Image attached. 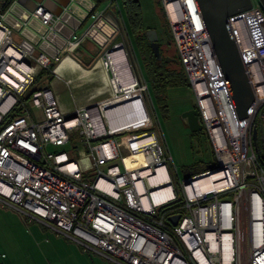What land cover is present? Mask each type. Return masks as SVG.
I'll return each instance as SVG.
<instances>
[{"label": "built area", "instance_id": "1", "mask_svg": "<svg viewBox=\"0 0 264 264\" xmlns=\"http://www.w3.org/2000/svg\"><path fill=\"white\" fill-rule=\"evenodd\" d=\"M250 1L229 16L255 95L240 118L198 0H161L217 161L184 179L172 167L148 80L125 41L100 57L111 79L109 97L66 112L45 85L29 98L33 112L24 95L51 58L31 38L15 41L0 21V204L113 264H264V6ZM80 5L78 18L95 20L67 41L69 50L111 16ZM119 11L116 25L125 33ZM28 17L50 31L61 11L40 1ZM118 49L131 76L126 85L111 56ZM16 105L21 112L3 124ZM120 107L135 122L111 127L108 115ZM74 133L79 138L72 142ZM203 176L214 186L200 190L196 181Z\"/></svg>", "mask_w": 264, "mask_h": 264}, {"label": "crops", "instance_id": "2", "mask_svg": "<svg viewBox=\"0 0 264 264\" xmlns=\"http://www.w3.org/2000/svg\"><path fill=\"white\" fill-rule=\"evenodd\" d=\"M40 1L59 10V12L61 11V18L53 30H46L38 18L28 17L35 4ZM4 2L5 0H0V21L11 29L12 38L15 41H20L24 37L33 39L38 51H45L50 58H54L59 53L64 54L56 65V69H59L68 60L84 68L87 67L82 64L92 66L100 60L104 50L108 48L106 46L119 39L116 16L120 7L117 1L115 5L112 0H101L100 3H96L95 0H14L3 11ZM80 2L84 6L92 5L93 10L96 11L106 9L111 16L109 19L101 18V21L91 30L90 36L80 44L81 46L69 50L66 47L67 41L75 34L86 32L93 23L91 14L82 20L78 18V12L81 10ZM44 33L46 37L41 38L40 34ZM116 53L125 55L123 51ZM73 55L79 56L81 61ZM53 73L54 77L49 83V87L57 95L60 107L66 112L92 102L90 93L102 94V87L98 85L100 81L106 86L109 84L106 78L100 80L77 79L71 73L61 75L54 70ZM127 77L129 79L127 78L126 84L131 82L129 81L131 80L130 74ZM92 82L97 84L96 87H93L92 92L88 93V91L83 90L84 93L79 95L75 91V88H84V84ZM66 88L72 89L71 95L66 91ZM120 120L121 123L126 121L124 118ZM4 211V219L1 224L6 226L8 230L6 234L9 236L6 243L2 244L0 248V262L2 264H93L89 260L91 254L89 255L88 251L81 248L76 242L57 234L35 220H27L9 210ZM15 234H19V236ZM14 236H18L20 239H16Z\"/></svg>", "mask_w": 264, "mask_h": 264}, {"label": "rangeland", "instance_id": "3", "mask_svg": "<svg viewBox=\"0 0 264 264\" xmlns=\"http://www.w3.org/2000/svg\"><path fill=\"white\" fill-rule=\"evenodd\" d=\"M139 2H140V10H141V15H142V22L144 26L146 28H155L159 35V41H160L161 47L162 46L167 47L168 50L171 52V54L175 58H177L176 57V46L173 40H171L169 35L166 33L165 29L167 27V29L169 30L168 28L169 26L167 25L166 17H164V14L162 10L160 9L158 0H139ZM94 20L95 18H93V22ZM117 25L119 26V24ZM117 30H118L117 36L119 38L118 41L126 42L128 51H129V56L134 62L135 68L139 72H142V73L145 72L144 75H146L147 78L149 79L144 63L143 61L140 60V54L138 53L135 46L132 44V40L127 35V32L123 33L118 28ZM112 44L113 43L111 42L106 47H109ZM74 54H76V52H74ZM76 55H73V56L78 57V60H80V57ZM63 56L64 54L62 55L61 53H59L54 58H51L50 61L51 62L54 61L58 64L60 59L63 58ZM111 56L113 57V61L115 62L116 73L118 75V78L121 81V83L125 85L129 79L127 77V75H129V72H128L127 66L125 65V55L123 54L118 55L117 53H113ZM82 65L87 68L81 67L75 64L74 62L68 60L58 69V73H60L61 75L71 73L77 79H99L100 80L101 78H106V80L109 83L111 82L108 71L106 70L102 62H100V60H98L94 64V66L92 64L93 67L90 64H82ZM88 67H91V68H88ZM98 85L102 87L101 89L102 94H99V95H96V94L94 95L90 93L93 91V87L97 86L95 82L84 84L85 86L84 88L82 87L75 88V91L79 95L84 93L83 90L88 91V93H90L92 96V99H91L92 102L99 101L101 99L109 97L110 91H111L110 84L106 86L100 81ZM66 91L69 92L70 95L72 94V89L70 90L69 88H66ZM151 95H152V98L154 100V103L157 109V114H158V117L161 123L163 135L166 139L169 152L172 156V159H171L172 167L173 168L177 167L180 178L184 179L187 176H189L191 173H195L199 170L208 168L209 166H215L217 163L216 155H215V152L212 148V145L208 137L205 134V130L202 129L200 132L191 131L188 124L182 117V113L184 111L190 108H193L196 105V98H195V95L193 93L191 86L186 83H179V84L168 86L166 88V105H167L166 108H163L159 104L157 96L153 90H151ZM26 103L28 104L29 108L33 112L36 111V109L30 105L31 103L30 99H27ZM108 117H109V123L111 127H118V126L124 127V126L131 124V121L128 118V117L130 118L132 117L130 112L125 109H122V107L114 111L113 115L109 114ZM123 118L126 119V121L121 123L120 119L123 120ZM203 135L205 136V139H203ZM78 138H79L78 133H74V135L72 136V142L78 141ZM260 141H261L260 132L258 131L257 143H260ZM121 167L123 169V166ZM176 203H180V201H177ZM4 210L15 212L19 216L21 215L16 210L0 204V248L2 244L6 243V241L8 240V236H9L8 234H6L8 232L6 226H3L1 224L2 220L4 219V213H3L5 212ZM22 216L23 215H21L20 217ZM15 235L19 236V234H15ZM18 236H14V238L20 239V237ZM87 253L89 255L91 254L90 257L88 256L90 263L113 264L112 262L103 258L100 255L93 254L91 252H87Z\"/></svg>", "mask_w": 264, "mask_h": 264}, {"label": "water", "instance_id": "4", "mask_svg": "<svg viewBox=\"0 0 264 264\" xmlns=\"http://www.w3.org/2000/svg\"><path fill=\"white\" fill-rule=\"evenodd\" d=\"M260 1L264 6V0ZM198 2L236 111L240 118H244L248 116V109L255 95L229 24V16L249 8L252 3L250 0H198ZM165 30L169 35L167 27ZM146 34L157 60H161L162 54L157 30L147 28ZM182 117L191 131L200 132L203 129L198 108L193 107L184 111ZM256 136L257 131L254 132V137ZM203 139H205L204 135ZM186 181L189 182L190 179ZM178 217L179 215L171 216L170 220L176 224Z\"/></svg>", "mask_w": 264, "mask_h": 264}, {"label": "trees", "instance_id": "5", "mask_svg": "<svg viewBox=\"0 0 264 264\" xmlns=\"http://www.w3.org/2000/svg\"><path fill=\"white\" fill-rule=\"evenodd\" d=\"M14 0H5L3 4V11L6 10ZM96 3H100L101 0H95ZM119 7L120 13L123 18L124 27L126 29L127 35L132 40L133 45L140 54V60L143 61L147 74L149 76V88L150 91L153 90L157 96L159 104L166 108V88L170 85H175L179 83H188L186 78L184 68L179 59L177 50L176 57L174 61H164L161 65H158L156 58L153 55V49L150 45L149 39L146 34V27L142 22V15L140 10L139 0H116ZM116 1L112 0L115 3ZM160 9L162 10L164 17L165 13L161 5V0H158ZM119 14V13H118ZM167 20V19H166ZM168 25V21H167ZM169 28V27H168ZM171 40H173L170 29L168 30ZM57 63L51 62L49 68L43 69L37 78L33 81L32 85L24 95V99H29L34 90L39 89L41 86L49 85L54 77L53 68ZM145 73V72H144ZM146 76V75H145ZM147 77V76H146ZM196 107V105L194 106ZM21 112V107L16 105L12 110H10L2 120V123L9 121L14 116ZM201 120V119H200ZM208 168L199 170L195 173H200L208 170Z\"/></svg>", "mask_w": 264, "mask_h": 264}, {"label": "bare ground", "instance_id": "6", "mask_svg": "<svg viewBox=\"0 0 264 264\" xmlns=\"http://www.w3.org/2000/svg\"><path fill=\"white\" fill-rule=\"evenodd\" d=\"M101 20H99L98 22H100ZM98 24V23H97ZM2 35V30H1V28H0V36ZM13 55H17L15 52H14V50H12V49H10L9 50ZM118 51H122V50H120V49H118V50H114L113 52H112V54L113 53H116V52H118ZM94 65V64H93ZM54 71L57 73V71H58V69H56V68H54ZM129 118V120L131 121V124L132 123H134L135 122V120H134V118H130V117H128ZM196 186L198 187V188H200V190H206V189H209V188H211V187H213L214 185H213V183H212V181H211V179H210V177L209 176H203V177H199V179L196 181ZM169 193H171V192H169Z\"/></svg>", "mask_w": 264, "mask_h": 264}, {"label": "flooded vegetation", "instance_id": "7", "mask_svg": "<svg viewBox=\"0 0 264 264\" xmlns=\"http://www.w3.org/2000/svg\"><path fill=\"white\" fill-rule=\"evenodd\" d=\"M160 48H161V54H162V58H161V60H157V58H156V56H155V54H154V51H153V55H154V57L156 58V62L158 63V65H161L162 63H164V61H169V62H172V61H174V56L171 54V52L168 50V48L167 47H164V46H162L161 47V45H160ZM145 74V73H144ZM147 78V77H146ZM147 80H148V78H147ZM149 83V82H148Z\"/></svg>", "mask_w": 264, "mask_h": 264}]
</instances>
